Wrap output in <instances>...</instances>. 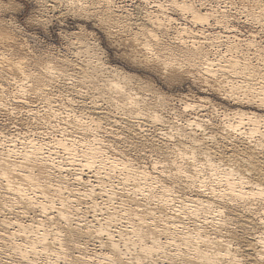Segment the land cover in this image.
Listing matches in <instances>:
<instances>
[{
  "label": "bare ground",
  "instance_id": "6f19581e",
  "mask_svg": "<svg viewBox=\"0 0 264 264\" xmlns=\"http://www.w3.org/2000/svg\"><path fill=\"white\" fill-rule=\"evenodd\" d=\"M70 1L75 4L83 2L82 0ZM148 1L145 0L144 2L148 3ZM154 2L157 4H153L157 7L156 10L146 11L144 18L142 17L144 22L141 25L143 27L142 35L149 38L141 46L150 55H153L155 59L162 58V60L159 59V62L161 60L163 64H168V59L179 56L182 63L195 68L194 70L197 69L203 75L212 76L216 72L227 76L228 74L234 75L240 81L232 82L230 86L228 84L231 96L237 95V92L233 94V91L241 89L243 90V93L240 94L243 97H240L241 101L242 99L246 100V103L254 101L258 107L264 104V73H261L257 66H253L251 62L249 64L245 57V59L238 60V55H229V60L228 58L224 60V56L219 59L211 57L213 54L211 55L207 48L211 44L208 41L218 39V42L225 46V52L236 54L238 45L248 44L247 47L250 46V38L249 40H239L235 37L224 36L223 39L225 38V40L222 41L221 33L212 32L210 35H206L207 32L202 29L209 26V22L214 17L216 18L217 11L214 9L209 12H202L193 3L189 4V1L157 0ZM164 3H169L174 12L186 19L188 18L194 28L200 27L201 30L195 31L185 24H178L179 27L175 28V35L173 39L171 38V43L165 44L164 39H160V36L167 35L166 31L170 29L172 23H175V20L166 13L165 7L167 5ZM71 5L73 7L79 6L72 3ZM104 6L105 13L102 15L106 21L117 23L123 19V16L120 15V18L114 10L112 0H104ZM261 14L264 17V8ZM261 21L264 22V18ZM159 33H163V35ZM197 36L204 37L205 41H200ZM151 41H153L152 44ZM142 47L140 48L142 49ZM222 54L219 55L222 56ZM89 62L82 63L83 67L79 66L81 67L79 69L80 74L77 76L66 72L60 76L57 72L52 71V68L45 67L43 71L33 73L27 71L22 62L17 64L14 62L15 64L10 65L7 61L12 67L13 74H18L25 81V84L19 87L21 88L19 89L20 92L31 91L37 94L47 92L54 83L53 81L59 78L75 79L78 83L90 82L91 79L92 83V80L96 78L97 65ZM1 64L3 65V62ZM169 74L171 73L169 72ZM202 77L204 78V76ZM220 77L223 79L225 76ZM254 77L257 80L251 79ZM130 79L124 77L115 80L109 77L105 79L104 87L112 94H116L113 100H117L115 105L116 103L120 104L116 106L119 108L120 115L125 117L127 121L129 118V123H133L131 122L133 119L142 116L143 113L141 114V112L147 109L144 107L147 104L145 101L144 106H139L138 103L141 102L139 101V92H134L137 89H133ZM227 82L230 83V81H226V84ZM213 83L215 84V82ZM72 86L74 87V85ZM26 88L28 90L25 91ZM80 92L77 94L81 96L84 92ZM106 95L107 93H104V96ZM230 95L228 96L230 97ZM108 98L111 100V95ZM240 99L237 100L239 103L241 102ZM46 102L49 104V100ZM89 104L90 108L95 107L94 102ZM81 105L83 109L89 107L84 103ZM115 105L113 106L115 107ZM190 107L187 104L185 109ZM148 110L150 111V109ZM234 114L237 121L225 122L223 129L225 132L221 138L226 139V136L232 133L239 136L240 140L245 141L246 147L241 149L236 144L229 142L232 143L231 149H228L229 153L215 146L218 144L217 139L214 135L206 132L208 125L206 126L205 123L201 124L197 123V120H188L187 125L182 128H179L181 125L177 128L174 127L175 125L170 126L173 132L181 138V141L184 140L186 145L183 144L181 147H177V144H172L173 147L165 146L166 150H171L169 154L172 155L168 159L172 173L170 178L167 175L169 179H164L165 181L157 176H152V172L149 173L144 169L145 166L144 168L135 167L136 165L131 163V160H126L125 157L124 159L113 155L108 156L109 154L105 151L107 146L103 145L102 140L97 138V134H95L99 130L98 121L100 120L88 118L87 115H73V124L82 129L83 135L89 137L87 139L82 137L81 140L72 139L68 141L64 138V140L55 139L50 142L51 144L44 140L47 144L43 141L33 140V138L23 139V141L20 140L22 141L19 142L20 144L18 143L19 147L13 138L8 139L10 142H7L8 144H5L6 146L0 151L3 152L1 153L3 158L1 157L0 160V189L4 190L5 194L6 192L11 193L13 197L8 196L10 197L8 198L4 196L5 194L0 196V214L6 211L8 214H12L13 210H18V207L21 208L22 212L16 211L11 218L4 219L6 220L4 222L0 221L4 224L0 225V257L4 256L10 261L4 264H95L96 262L100 264H264V117L254 112L247 113L242 110H237ZM98 117L102 119L107 117V114L100 113ZM152 118L154 124L162 123V119L155 112H152ZM245 124L247 128H244ZM58 149L64 153L65 158H62L63 160H57L54 157ZM75 166L78 167L79 173L74 172L76 171L74 170ZM86 171L95 173V176L96 174L102 176H98L95 182L90 180L85 188H81L82 174ZM66 173H72V182L66 179ZM163 174L160 173V175ZM117 177L121 181L120 186L130 187L127 186L128 183H133L134 185L130 184L133 187L131 195L139 196L145 202L149 201V204L150 201L155 202V204L153 203L155 208H150L153 204H150L151 206H147L146 203L143 205L128 204L123 202L124 200H120V204H116L114 202L116 198L115 191H113L114 185L111 182ZM94 183L96 184L94 185ZM99 187L103 191L100 192V194L102 193L100 198L106 204H101L102 201L98 203V195L95 190ZM181 187L197 188L202 193H210L212 199L213 197L216 198H214L216 202H213L210 197L179 195L178 189ZM122 188L124 189V187ZM122 188L121 190H123ZM81 198L91 203L89 207L93 210V216L90 220L82 215ZM101 206L105 207L103 209L107 211L103 213V217L99 218L96 213L98 209H102ZM25 208L27 209L26 212ZM162 208L168 209L169 212L165 210L163 213ZM29 211H37L41 217L35 220L34 217L26 216ZM259 212L260 217H254L248 221H244L242 218V216H252ZM257 225L262 228L261 233L255 231ZM92 245L95 246L94 251L89 249ZM0 264H3L1 260Z\"/></svg>",
  "mask_w": 264,
  "mask_h": 264
},
{
  "label": "rangeland",
  "instance_id": "374dc122",
  "mask_svg": "<svg viewBox=\"0 0 264 264\" xmlns=\"http://www.w3.org/2000/svg\"><path fill=\"white\" fill-rule=\"evenodd\" d=\"M82 1V6H80L81 4H75L70 0H25V3L30 5L27 9V12L25 13L23 5L19 4L17 0H0V64L3 62V65H0L2 66L0 68V70L2 69V71H0V73L2 72V74H0V143H4H1L3 146L0 144V151L1 148L6 146L5 144H8L10 142L9 140L12 138L16 141L15 144H17L18 147L20 144L19 142H22L23 139L27 140L33 138V140L37 141L44 140L47 141L48 144H51L50 142L52 140L54 141L55 139H65L67 141L72 139H87L88 136L83 135L84 133L81 132L82 129L73 124V115H87L86 117L88 118H97V121L100 120L98 121L100 124V127L98 128L99 130L96 131L95 134H97V138L102 140L103 145L107 146L105 151L107 154H109L108 156L113 155L117 158L125 157L126 160H131L130 162L135 164V167L138 168H144L145 166L144 169H146L149 173L152 172V176H157L161 180L169 179L170 174L172 173L168 164V159L170 156H172L169 154L171 150H166L165 146L173 147L172 144H177V147H181L183 144L186 145L184 140L181 141V138H179L176 133L173 132V129L170 127L172 125H175L174 127L176 128L181 125L179 128H182L187 125L186 122L188 120H197V123H205L206 126L208 125L206 132L214 135L218 143L215 146L217 148L220 147V150L229 153L232 143L236 144L241 149L246 147L245 141L240 140L239 136L233 135L232 133L229 136H226V139L221 138V135H224L225 132L223 131L225 122L228 121L229 123H233L237 121L234 118V113L237 110H242L247 113L254 112L264 117V104H261V106L258 107L254 101H250L249 103H246V100L244 99L241 101L240 97L243 98L242 95H240L243 93V90L241 89L239 90L240 92L233 91V94H235L234 92H237V95L231 96V93L229 94L231 90L228 87V84L230 86L232 82L235 83L236 81H240V79L238 80V78H235L234 75H222L220 72H218L219 74H217V72L215 73L218 78L215 74V77L214 75H212L213 77L211 75H203L202 73L198 72L197 69L194 70L195 68H191V66L187 65L186 63L185 65L184 62L182 63L179 56L176 58L172 57L168 59L170 63L167 60L168 64H163L161 63L163 62L161 61L162 58L159 57L157 60L153 57V55H150L141 46L145 40L149 39L146 38V35H142L141 30L143 27L141 25L144 22L143 18L146 11L156 10L155 8L157 7L154 5L157 4L154 1L157 0H152L154 3L151 0H149L148 3L144 2L145 0H112V5L115 8L114 10L116 13L119 14V16H123V19H120L117 23H110L104 19V15H102L105 13L104 0ZM179 1H189V4L193 3V5L202 12H209L213 9L214 11H217L215 14L216 18L214 17L213 19L215 21H210V25L202 29L207 32L206 35H210V33L213 32L218 34L221 33L220 35L222 39L224 36L235 37L239 40H249L250 38V46L247 47L248 44L238 45V54H233V52H231L232 54L225 52V46L218 42V39L210 41L207 40L211 43H209L210 45L207 47L208 51H210V54H213L211 57H216L219 59L224 56V60H227V58L229 60V55H238V60H242V58L245 57L246 60L248 59L249 64L252 63L253 66H257V68H259L261 73H264V68L261 67H264V22L261 21L264 18L262 16L263 13L261 14L264 8V0ZM71 3L74 5H79L80 7H73ZM164 5H167L165 7V9H167L166 13L175 20V23L170 25L171 27L168 29L169 32H167L168 30L166 31L167 35H164V37L160 36V39H164L165 42H163L165 44L171 43V38L173 39V36L175 35L174 30L175 28L179 27L178 24H185L187 27L194 29L195 31L201 30L200 27L194 28V26H192V24L189 22L188 18L186 19L185 17H182L178 13L174 12V9L169 3H164ZM216 21H218L220 25ZM221 22L224 25H222ZM226 24L228 27L225 26ZM162 32L164 33L163 30ZM163 33L159 34L163 35ZM184 38L186 39L187 37ZM197 38L200 41H205V39H203L204 37L200 38L197 36ZM224 40L225 38L222 41ZM160 42L162 43V40H160ZM152 43L153 41H151V44ZM218 44L220 47H218ZM252 44H254V46H252ZM140 47H142V49ZM217 50L221 52H218ZM219 54H222V56ZM159 59H161L160 62ZM175 59H178L177 62ZM7 61L10 65L22 62L27 71H31L33 73L41 72L43 69H45V67L52 68V71L57 72L60 76H63L66 73L73 75L75 74V76H77V74H80L79 69L84 66L82 63L85 64L90 61L89 63L97 65V73L95 75L96 78L92 80L93 84L91 83V79L88 77L90 82H87L89 84L91 83V85H88L87 82H81L82 84L78 83V81L75 79L70 80L69 78H59L55 79L53 81L54 83L52 82L53 84L51 85V88L43 94L26 91L28 90L27 88L25 89L26 92H20L21 90L19 89L21 88L19 87L22 84H25V81L18 74H13V71L11 70L12 67L7 63ZM170 64H173V66ZM178 65L181 66L179 67ZM175 67L178 68L176 69ZM184 67H187L186 70ZM183 69L184 72H182ZM6 70H10L12 72H7ZM178 70L180 71L178 72ZM169 72L171 74H169ZM171 75H173V77H171ZM202 76H204L205 79ZM220 76L225 77L222 79ZM109 77L110 79L113 78L115 80H120L124 77L131 78L130 82L132 81L131 84H133L131 86L134 90L137 89L134 92H139V101H141L138 103L139 106H144L146 101L147 105L144 107L147 109L144 108V112H141V114L143 113L142 116L138 117L137 119H133L131 121L133 123H129V118L127 121L125 117L120 115L121 113L119 108L116 107L118 104L116 103L115 105L117 100H113L116 94H112L110 91L105 89L104 81ZM88 78L86 79L89 80ZM220 79H222L223 82H219ZM251 79L257 80L256 77ZM226 81H230V83L227 82L226 84ZM213 82H215V84ZM72 85H74V87ZM76 91H81L80 93H84L80 96ZM103 92L107 93V95L104 96ZM109 94L111 95V100L113 101L109 100ZM228 95H230V97ZM117 97L118 96H116V98ZM238 98L240 99V103H242V105H240L239 101H237L239 100ZM46 100H49V104L46 102ZM91 102L95 103V107L93 106V108H90L89 103ZM142 102L144 103L142 104ZM83 103L89 107L83 109L81 105ZM187 104H189L192 108L190 107L185 109ZM113 105H115V107ZM148 109H150V111ZM152 112H155L158 116H160L162 119V125L160 123L154 124V121L152 120ZM100 113H106L107 117L101 119L98 117ZM50 115L52 116L50 117ZM244 121L246 122V120ZM244 128H247L246 124ZM171 133L174 135L172 136ZM171 138L172 140H170ZM47 142L44 143L47 144ZM229 142L232 143L230 144ZM181 143L182 145H180ZM158 147L161 150H159ZM56 152L59 154L58 155L56 153V155H54L57 160H63L65 158L61 149H58ZM1 153L3 152H0V160L1 157L3 158ZM77 169L78 167L75 166L74 170L76 171H73L79 173ZM155 169L158 170L156 171ZM55 173L57 174V172ZM72 173H66L65 176L70 182H72L73 179ZM160 173L163 175H160ZM82 176V181H80L82 183L80 184V187L85 188L90 180L91 182H95L98 176L101 177L102 175L98 174L97 176L96 174V177L95 173H89L86 171L82 174ZM120 182L121 181L118 177L115 178V180L113 179L111 182L114 185H112L114 188H111H113V191H115L114 193L116 198L114 199V202L116 204H120V200H124L123 202L128 204L143 205L146 203L147 206H151L153 203L155 204V202L150 201V205L149 201L145 202V200H143L141 197H135L134 194L131 195L133 193L131 190L133 187L130 184L134 185L133 183H128L129 185L127 186L130 187L121 185L124 187L123 189L120 186ZM95 184L96 183H94V185ZM120 187L123 190H121ZM100 189L102 188L99 187L95 190L96 194L98 195L97 200L99 202H97L100 203L102 201L103 203L101 202V204H106L105 201L100 198L102 194H100V192H103ZM184 189L189 190H186L185 192ZM178 190L179 195L185 194L187 197H196V195H199L198 197L200 198L210 197L213 202H216V198L213 197L212 199L210 193H202L201 191H198L197 188L190 189L181 187ZM200 192L201 194H199ZM3 194H5L4 190L0 189V196ZM6 194L4 196L13 197L11 193L6 192ZM81 203L82 204L80 208L82 209V215L87 218V220L92 219L93 210H91L89 207L91 206V203L84 200L83 198H81ZM154 204L150 208H155ZM101 208L102 212L98 209L96 213L99 218L103 217V213L107 211L103 209L105 207L101 206ZM17 209L18 210L15 209V211L13 210L12 214H8L7 211L5 213L1 212L0 221L4 222L7 220V218H11V216L15 215L16 211L22 212L20 210L21 208L18 207ZM162 209L163 213H165L166 209ZM24 210L25 212L27 211L26 208ZM24 210L23 213H25ZM167 210L166 212H169V210ZM260 212L252 216H242V218H244V221H248L251 218L260 217ZM26 214V216L29 215L28 217L30 218L34 217L33 219L35 220L41 217L37 211H29V213ZM1 222L0 225L3 224ZM257 227L255 231L257 233H261L263 231L262 228H260L258 225ZM89 249L94 251L95 246L92 245ZM0 260L3 262V264L10 262L4 256H1ZM95 264L100 263L96 262Z\"/></svg>",
  "mask_w": 264,
  "mask_h": 264
},
{
  "label": "snow or ice",
  "instance_id": "6c2138e0",
  "mask_svg": "<svg viewBox=\"0 0 264 264\" xmlns=\"http://www.w3.org/2000/svg\"><path fill=\"white\" fill-rule=\"evenodd\" d=\"M17 2L21 5H23V9L25 11V13L27 12V9L30 5H28L27 3H25V0H17Z\"/></svg>",
  "mask_w": 264,
  "mask_h": 264
}]
</instances>
